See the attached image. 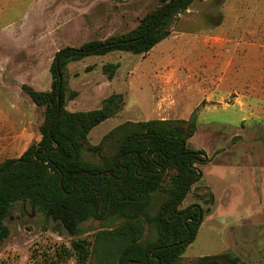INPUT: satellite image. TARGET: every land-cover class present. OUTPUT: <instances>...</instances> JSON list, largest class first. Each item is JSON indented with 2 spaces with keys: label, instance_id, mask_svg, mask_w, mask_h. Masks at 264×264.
I'll list each match as a JSON object with an SVG mask.
<instances>
[{
  "label": "rangeland",
  "instance_id": "374dc122",
  "mask_svg": "<svg viewBox=\"0 0 264 264\" xmlns=\"http://www.w3.org/2000/svg\"><path fill=\"white\" fill-rule=\"evenodd\" d=\"M159 6L160 0H56L46 7L9 0V11L0 12V163L40 140L44 109L22 85L50 91L56 53L125 35ZM169 31L146 54L114 52L69 63L65 110L88 112L111 95L122 97L117 113L89 132L90 146L127 122L194 117L187 145L206 161L195 165L201 179L177 210L195 205L202 217L178 264H205L199 260L206 257L231 264L225 256L264 264V0L193 2ZM108 65L118 67L112 79L102 70ZM71 92L76 96L69 100ZM161 202L156 194L150 216ZM4 224L10 234L0 243V264H46L56 248L77 239L28 204H15ZM101 228L88 220L78 238L92 243ZM65 264L76 262L71 257Z\"/></svg>",
  "mask_w": 264,
  "mask_h": 264
},
{
  "label": "trees",
  "instance_id": "16d2710c",
  "mask_svg": "<svg viewBox=\"0 0 264 264\" xmlns=\"http://www.w3.org/2000/svg\"><path fill=\"white\" fill-rule=\"evenodd\" d=\"M202 1L160 0V6L129 33L56 53L50 91L20 87L37 108L44 109L43 121L37 144L30 145L19 158L0 163V243L9 237L4 221L14 205L28 204L77 238L69 248H56L46 264H65L71 257L76 264H178L195 240L202 217L195 206L177 210L191 186L201 179L195 165L206 161L202 151L187 145L196 130L194 117L188 121L127 122L108 132L98 145L90 146L89 132L117 113L122 97L111 95L96 110L68 112L63 72L69 63L90 56L148 53L169 36L178 14ZM117 68L108 65L102 70L112 79ZM75 96L74 92L67 94L69 100ZM156 194L162 196V202L150 216ZM88 220L102 226L92 243L78 238L81 225ZM225 257L237 264L236 259ZM215 259L206 257L199 262L219 264Z\"/></svg>",
  "mask_w": 264,
  "mask_h": 264
},
{
  "label": "crops",
  "instance_id": "0c3cea01",
  "mask_svg": "<svg viewBox=\"0 0 264 264\" xmlns=\"http://www.w3.org/2000/svg\"><path fill=\"white\" fill-rule=\"evenodd\" d=\"M5 4H1L0 2V12H7V10L9 11V8H7L6 6H9V0H4ZM41 5H43L44 7L46 6H51L54 5L56 3V0H37Z\"/></svg>",
  "mask_w": 264,
  "mask_h": 264
},
{
  "label": "flooded vegetation",
  "instance_id": "af4514ba",
  "mask_svg": "<svg viewBox=\"0 0 264 264\" xmlns=\"http://www.w3.org/2000/svg\"><path fill=\"white\" fill-rule=\"evenodd\" d=\"M193 206H195V205H193ZM195 207H197V206H195ZM230 262V261H229Z\"/></svg>",
  "mask_w": 264,
  "mask_h": 264
},
{
  "label": "water",
  "instance_id": "95a60500",
  "mask_svg": "<svg viewBox=\"0 0 264 264\" xmlns=\"http://www.w3.org/2000/svg\"><path fill=\"white\" fill-rule=\"evenodd\" d=\"M206 195H208V192H207V194Z\"/></svg>",
  "mask_w": 264,
  "mask_h": 264
}]
</instances>
